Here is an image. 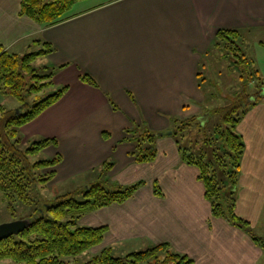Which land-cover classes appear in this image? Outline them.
I'll return each mask as SVG.
<instances>
[{"label": "crops", "instance_id": "crops-1", "mask_svg": "<svg viewBox=\"0 0 264 264\" xmlns=\"http://www.w3.org/2000/svg\"><path fill=\"white\" fill-rule=\"evenodd\" d=\"M85 1L90 3L78 5ZM20 3L0 0V44L23 54L36 47L34 39L49 42L54 51L44 64L54 67L52 86H68L20 129L24 142L56 139L41 152L44 158L62 156L48 169L55 171L50 183L101 169L107 161L113 165L106 174L116 185L143 181L125 202L79 219L82 226H107L99 250L113 252L121 242L147 248L168 242L193 264H262L264 248L211 214L199 170L181 159L168 117L188 112L191 92L198 97L201 67L219 29L240 30L244 46L264 48V0H80L69 18L51 26L21 14ZM82 74L96 86L81 81ZM142 124L165 131L154 140L156 157L148 163L134 161V144L124 131ZM236 130L245 148L235 211L263 237L264 97L246 110ZM155 181L161 195L153 191Z\"/></svg>", "mask_w": 264, "mask_h": 264}, {"label": "trees", "instance_id": "trees-1", "mask_svg": "<svg viewBox=\"0 0 264 264\" xmlns=\"http://www.w3.org/2000/svg\"><path fill=\"white\" fill-rule=\"evenodd\" d=\"M80 0H21L20 13L28 16L40 26H51L71 16L70 10ZM37 50L23 54L7 51L0 44V92L8 94L19 102L20 108L4 109L0 106V190L7 200V208L15 212L16 205L31 207L27 218L31 224L17 235L0 241V261L9 260L13 264H71V260L90 248L102 243L107 226H82L79 219L86 213L128 200L143 184L138 180L128 185H118L114 190H107L96 183L81 192L82 199L73 193L58 195L49 202L34 195L45 187L55 176L54 170H48L62 161L57 153L53 157L35 158L50 145H56L55 138L43 137L23 146L20 128L36 118L46 108L56 103L68 90V86L56 88L46 96L42 92L53 85L54 67L36 66L35 61L54 51V47L42 39H34ZM242 32L237 29H219L210 46L211 53L219 59L233 56L243 68L249 70L251 60L242 51ZM209 51V50H208ZM237 51L238 53H235ZM236 60L232 61L235 64ZM255 71V70H254ZM249 83L255 85V81ZM258 73L257 71H255ZM259 75V74H258ZM259 83L260 82V78ZM80 80L96 86L95 80L88 74L80 75ZM261 85V84H260ZM264 85L256 93H243L241 112L234 107L219 109L222 119L215 125L212 135L205 137L197 153L188 146L182 147L175 134L187 126L200 127V122L193 116L180 121L176 128L168 130L176 139L181 159L196 166L198 178L204 187V197L210 203L211 214L223 218L230 225L247 233L252 240L264 248V236H257L248 221L237 215L236 188L244 142L236 127L246 110L256 105L264 94ZM177 119H173L172 124ZM126 141L134 144L130 155L136 163H148L155 159L154 140L165 131H151L142 125L125 129ZM113 163L103 164L101 173L106 174ZM153 191L161 195L157 181ZM193 264L188 255L172 248L170 243L154 244L144 250L133 251L123 256H115L111 247H104L98 254L84 264Z\"/></svg>", "mask_w": 264, "mask_h": 264}, {"label": "rangeland", "instance_id": "rangeland-1", "mask_svg": "<svg viewBox=\"0 0 264 264\" xmlns=\"http://www.w3.org/2000/svg\"><path fill=\"white\" fill-rule=\"evenodd\" d=\"M87 3L90 2H80V4L78 5H84ZM74 7L77 8L79 6L75 5ZM245 44H247V47L246 45L244 46L242 44L241 54H244L247 57H253V55L257 57L256 59L255 57H253L254 59H251L252 62L249 70H246L239 62H237L238 57L233 56L234 51H230L228 56L223 59H219L214 55V53H210L207 56L206 66L201 67L202 74L197 82L200 88L198 97L195 96L194 92H191L190 98L188 99L187 103L188 109H186L188 110V112L186 113L185 111V114L183 115L176 114L168 117L170 122L173 119H177L173 124H170V131L173 128L172 126L176 128L178 125H180V121L187 120L193 116H195L197 121L200 122V127L187 126L182 131H179L174 135L175 138L179 140V143L182 147L188 146L191 148L192 152L197 153L200 149V146L203 144L204 138L207 136L210 137L212 135L215 125L222 119V111L225 110L219 109H230L231 107L236 106L235 109L238 112H241L242 109L240 106H242L243 103L241 102V100L243 99V93H256L257 90L261 88V85H264V48L255 49L252 48V46L251 48H248L250 42H245ZM37 49L38 47L34 46L26 52L34 51ZM235 53L238 52L235 51ZM233 60H236L235 64H232ZM44 63V57H39L35 61L36 66H43ZM254 70L258 73H256ZM252 71L254 72L251 80L255 81V85L252 82H248L249 78L251 77L249 76V72ZM258 78L261 79V83H259ZM55 89L56 87L53 86L46 88L41 95L46 96L52 91H55ZM0 106H2L4 109H15L16 112H18L20 109H22L23 111L29 109L28 106L20 108V105H18V101L16 99L2 93H0ZM197 109L199 110L196 111ZM132 126L135 127V125ZM31 142H33V140L26 142H24L23 140L22 144L25 147L28 146ZM43 157L44 156L41 152L35 156V158ZM101 169H97L93 172L83 174L65 181H57L53 182L52 184L49 182L45 187L38 189V192H34V195L52 202L58 195L73 193L75 198L80 200L82 199L81 192L96 183L102 184L107 190L116 189L118 185L114 183V181L108 176V174L101 173ZM46 171H48V169H46ZM30 212L31 207L21 204L16 205L15 212H11L10 210H8L6 197L0 190V223L12 221L19 218H27ZM145 246L146 245H143L142 243L125 242L122 244L121 242L114 245L113 254L115 256H123L133 251L144 250L147 248ZM100 250L98 245L94 246L78 255L76 257V260H71V264H84V262L88 261L90 258L98 254ZM0 264L13 263H11L9 260H1ZM262 264H264V260Z\"/></svg>", "mask_w": 264, "mask_h": 264}, {"label": "water", "instance_id": "water-1", "mask_svg": "<svg viewBox=\"0 0 264 264\" xmlns=\"http://www.w3.org/2000/svg\"><path fill=\"white\" fill-rule=\"evenodd\" d=\"M31 224L30 218H19L12 221L0 223V241L17 235Z\"/></svg>", "mask_w": 264, "mask_h": 264}]
</instances>
